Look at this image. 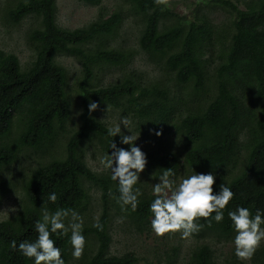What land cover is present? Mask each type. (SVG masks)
<instances>
[{
    "label": "trees",
    "instance_id": "1",
    "mask_svg": "<svg viewBox=\"0 0 264 264\" xmlns=\"http://www.w3.org/2000/svg\"><path fill=\"white\" fill-rule=\"evenodd\" d=\"M78 1L98 7L105 0ZM123 1L129 11L120 5L76 29L58 23V0L8 2V23L35 20L26 37L34 55L23 65L16 53L0 48V202L16 193L8 172L25 149L42 156L22 179L18 212L0 221V264H34L18 245L37 238L35 222L42 206L53 212L73 209L82 218L81 257L72 255L70 232L51 237L65 264H139L133 252L112 254V225L118 217L140 234L152 230V189L166 169H172L174 180L193 170L211 172L214 193L227 184L234 196L222 222L201 218L202 227L190 237L168 233L167 246L176 240L167 257L150 264H180L185 238L196 244L185 264H264V242L248 261L235 250L221 255L213 242L234 240L227 210L243 206L253 215L264 210V0H205L191 14H178L167 0ZM203 5L229 13V26H218ZM131 16L138 19L139 49L160 67V76L130 68L137 52L126 41L113 44ZM63 57L81 66L76 76L81 112L72 130L70 78ZM106 67L129 70L104 84L99 74ZM90 102L97 104L94 111ZM106 107L129 117L134 132L145 140L140 149L147 163L139 175L142 195L136 211L121 209L110 169L97 171L88 164V145L94 144L102 156L115 151L112 141L117 148L130 149L122 143L123 134L108 135L111 126L99 113ZM51 192L57 195L55 202L48 200ZM97 222L102 229L93 226Z\"/></svg>",
    "mask_w": 264,
    "mask_h": 264
},
{
    "label": "clouds",
    "instance_id": "2",
    "mask_svg": "<svg viewBox=\"0 0 264 264\" xmlns=\"http://www.w3.org/2000/svg\"><path fill=\"white\" fill-rule=\"evenodd\" d=\"M96 108L97 104L90 102L89 110L94 111ZM121 124L132 132L131 120L126 116L120 123L108 128V135L115 137L121 134ZM157 135L160 133L158 132ZM138 137L133 132L132 135H122V143L130 145V149L117 148L112 141L110 147L115 151L100 157L103 167L111 170V180L118 182L119 196L116 199L122 210H126L127 207L136 211L139 204L138 198L142 195L138 182L140 173L145 169L147 158L135 143ZM26 151L32 150L27 148L24 153ZM171 174L172 169L164 170L159 176V183L154 184L152 189L156 196L150 204L151 227L158 236L179 232L182 237H190L202 227L199 223L201 218L206 219L208 223L223 221L224 212L234 196L230 186L221 184L220 191L214 193L215 176L211 172L196 173L193 170V174L180 179L178 183L170 178ZM15 185L17 186V183ZM48 200L55 202L56 193H49ZM227 215L236 233L235 255L242 261H248L264 242V210L258 208L253 215L248 208L237 206L235 210H227ZM69 217L70 219L65 223V219ZM93 226L102 229V225L98 222ZM35 231L38 235L34 241H21L18 245L19 251L25 257L33 259L34 264H42V262L43 264H65L61 249L51 238L53 235L68 236L70 232L69 239L74 258L81 257L84 251L85 236L82 218L73 209L60 208L53 212L42 206L41 217L35 222ZM12 246L17 247L15 241H12Z\"/></svg>",
    "mask_w": 264,
    "mask_h": 264
},
{
    "label": "rangeland",
    "instance_id": "3",
    "mask_svg": "<svg viewBox=\"0 0 264 264\" xmlns=\"http://www.w3.org/2000/svg\"><path fill=\"white\" fill-rule=\"evenodd\" d=\"M11 0H0V48L5 51H11L16 53L22 64L26 65L29 63L34 55L33 50L27 44V31L31 26V23L35 22L33 18H25L19 25L10 24L6 21L5 11L7 9L8 2ZM171 9H173L178 14H191L196 9L197 4L200 1L205 0H167ZM123 5L127 11H129V6L123 0H105L101 6L92 7L81 3L78 0H58V23L61 27L67 29L81 28L87 25L92 20L96 19L101 13L105 15L111 14L117 7ZM210 15L213 21L220 27L229 26L232 21L230 14L222 11L220 9L207 8L203 5ZM138 19L135 17H130L126 19L124 27L118 35L117 39L113 42L118 45L124 41L127 42V46L133 48L137 54L134 57V63L130 68L138 69L140 72H144L146 76H160L161 69L159 66L153 65L147 59V56L139 49L138 37ZM61 62L69 70V96L72 102V122L69 125V130L74 129L79 124V117L81 112V98L77 95L78 82L76 76L80 73V64L72 57H63ZM129 70L128 68H112L106 67L104 71L99 74L101 81L104 84H108L113 80L120 77L123 72ZM101 83V82H100ZM101 117L109 123L110 126H114L120 123L121 119L125 116L122 112L113 110L110 107L101 109L99 111ZM133 122L131 120L130 130L138 137L135 141L138 147H143L145 142L144 138L139 132L135 133L132 127ZM123 124H121V134L132 135ZM140 134V135H139ZM41 153L35 151H26L19 158V162L14 164L11 168L12 170L8 172L10 181L13 183V188L16 193H11L7 195L3 201L0 202V221L9 220L12 216L16 215L19 210L22 191V179L28 175V172L37 164ZM87 157L90 166L94 170L100 171L103 169V165L100 163L101 154H99L95 148L94 144L88 145ZM15 173V178L13 174ZM180 177L177 181L179 182ZM17 183V186L15 184ZM170 195V190L168 192ZM94 195H97L94 193ZM113 233V244L111 252L114 255H123L127 252H133L140 259L139 264H150L156 263L157 260H164L167 257L166 251H169L171 245L174 241L167 246L169 240L168 233L164 236H158L153 230L138 233L134 228L130 227L128 221L123 218H118L113 222L112 225ZM173 237H175V234ZM216 244L218 252L227 256L235 250L234 240L231 243H218L216 239L213 241ZM263 243V242H262ZM195 242L190 238H185L181 246V263L185 264L188 260L189 254L192 248L195 246ZM251 264V263H248Z\"/></svg>",
    "mask_w": 264,
    "mask_h": 264
}]
</instances>
